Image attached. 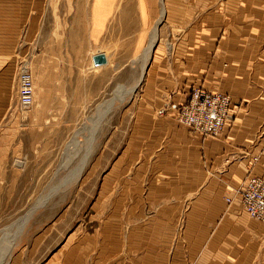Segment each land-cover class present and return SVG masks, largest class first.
Here are the masks:
<instances>
[{
  "label": "crops",
  "instance_id": "crops-1",
  "mask_svg": "<svg viewBox=\"0 0 264 264\" xmlns=\"http://www.w3.org/2000/svg\"><path fill=\"white\" fill-rule=\"evenodd\" d=\"M157 2L143 0L138 33L155 24ZM164 10L158 33L166 23L182 35L158 46L134 100L127 174L105 192L94 233L46 264H264V224L235 195L251 175L264 180V0H164ZM22 12L19 0H0V129ZM98 13L95 40L103 29ZM102 84L96 76L95 87L91 79L84 88L96 103ZM195 86L231 98L233 119L217 138L175 121Z\"/></svg>",
  "mask_w": 264,
  "mask_h": 264
},
{
  "label": "rangeland",
  "instance_id": "rangeland-1",
  "mask_svg": "<svg viewBox=\"0 0 264 264\" xmlns=\"http://www.w3.org/2000/svg\"><path fill=\"white\" fill-rule=\"evenodd\" d=\"M19 1L22 35L0 129V264H46L55 254L71 250L67 247L76 250L101 225L110 199L105 192L122 172L127 174L129 136L135 132L130 116L148 66L158 46L173 45L182 29L162 23L143 80L131 98L103 117L101 104L139 78L131 62L154 25L138 33L143 0ZM97 12L103 29L95 40ZM96 53L105 55V65L93 66ZM21 71L28 72L33 86L27 109L18 105ZM96 76L103 80L97 103L84 91L91 79L95 87ZM195 89L225 95L195 86L187 101ZM178 108L175 121L183 126L177 120ZM165 111L162 107L155 114L163 116ZM17 221L22 229L15 232ZM76 255L72 260L79 259Z\"/></svg>",
  "mask_w": 264,
  "mask_h": 264
},
{
  "label": "built area",
  "instance_id": "built-area-1",
  "mask_svg": "<svg viewBox=\"0 0 264 264\" xmlns=\"http://www.w3.org/2000/svg\"><path fill=\"white\" fill-rule=\"evenodd\" d=\"M18 82V105L27 109L33 102V86L28 72L21 71ZM231 105L227 95L195 89L188 101L178 108L177 120L191 132L204 138H215L233 118ZM236 196L249 218L264 224V180L251 176L236 191ZM225 201L230 204L231 199Z\"/></svg>",
  "mask_w": 264,
  "mask_h": 264
},
{
  "label": "bare ground",
  "instance_id": "bare-ground-1",
  "mask_svg": "<svg viewBox=\"0 0 264 264\" xmlns=\"http://www.w3.org/2000/svg\"><path fill=\"white\" fill-rule=\"evenodd\" d=\"M164 15H165L164 0H160V15H159V18L156 20V22L153 25L151 31L149 32L146 45L143 47V49L141 50V52L131 62L132 68L133 69L134 68L135 69H139V71H140L138 80L135 81L134 85H130V86L125 87L117 95H115L111 99H109V101L107 103L103 102L101 104V106H100V108H101V112H100L101 114L100 115L103 116V114H104L105 111L107 112L112 107H114L116 105L122 104L130 96L132 97V95L135 92L136 88L138 87V85L143 80V78L145 76V72H146L147 65H148L149 60L151 58V54H152V52L154 50V47H155V45L157 43V37H158V28H157V26L162 21ZM33 208L34 207H32V209ZM30 212H32V211H30ZM21 226H22V222L21 221H19V222L17 221V223L15 224V229H14V230H16L15 232H17L18 230H21L22 229ZM7 257H8V255L6 256V258Z\"/></svg>",
  "mask_w": 264,
  "mask_h": 264
},
{
  "label": "water",
  "instance_id": "water-1",
  "mask_svg": "<svg viewBox=\"0 0 264 264\" xmlns=\"http://www.w3.org/2000/svg\"><path fill=\"white\" fill-rule=\"evenodd\" d=\"M173 35L177 37L179 35L178 31H173ZM93 66H102L106 64V58L104 54H97L92 57Z\"/></svg>",
  "mask_w": 264,
  "mask_h": 264
}]
</instances>
